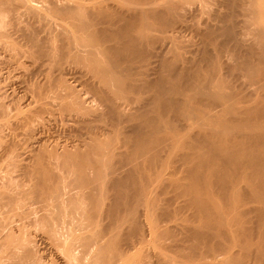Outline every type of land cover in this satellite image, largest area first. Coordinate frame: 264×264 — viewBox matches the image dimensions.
I'll return each mask as SVG.
<instances>
[{
	"label": "bare ground",
	"instance_id": "1",
	"mask_svg": "<svg viewBox=\"0 0 264 264\" xmlns=\"http://www.w3.org/2000/svg\"><path fill=\"white\" fill-rule=\"evenodd\" d=\"M258 3L0 0V28L9 25L0 30V49L8 52L2 62L18 67L25 57L33 62L29 76L45 72V82L35 81L30 92L38 101L57 90L53 106L67 113L59 112L60 123H72L65 130L74 133L44 136L51 93L17 121H9L1 95L0 253L7 249L8 264L46 262L32 239L9 240L11 218L5 235L8 213L24 201L45 212L31 222L45 227L56 250L53 264H188L170 253L196 258L193 264H264V21L257 19L264 8ZM204 12L216 23H197ZM239 16L254 27L236 31ZM191 26L200 43L194 41L199 54L192 59L184 51L188 59L178 37ZM227 39L237 52L233 61L229 47V60L222 57L232 43ZM71 67L80 69L89 96L64 79ZM21 139L34 140L33 166L19 151ZM15 169L20 174L12 176ZM148 243L155 245L142 250Z\"/></svg>",
	"mask_w": 264,
	"mask_h": 264
},
{
	"label": "rangeland",
	"instance_id": "2",
	"mask_svg": "<svg viewBox=\"0 0 264 264\" xmlns=\"http://www.w3.org/2000/svg\"><path fill=\"white\" fill-rule=\"evenodd\" d=\"M195 5V4H194ZM197 5V4H196ZM258 5L260 6V7H263L264 8V1L263 0H259V3H258ZM261 14L259 15L260 17L258 18V16H257V19H261L262 21H264V9L263 10H261V12H260ZM199 14V13H198ZM196 15L195 17L197 18H195L196 19V22L198 23H202V22H208V23H210L209 21H211L212 19H211V17H210V20L208 19V16L210 15L208 12H204V13H200L199 15ZM199 18H198V17ZM202 17V18H201ZM207 17V18H206ZM3 18H6V15H5V17H3ZM9 18V16L7 15V19ZM23 18H25V20L27 21V16L25 17H23ZM239 18H241V19H238V17H236L235 19L239 22V24H241L242 23V19H245L244 17H240L239 16ZM7 19H5L4 20V22L7 20ZM195 19H193L192 20V22L195 20ZM206 19H208V20H206ZM23 20V19H22ZM214 20V19H213ZM212 20V21H213ZM235 20V21H236ZM24 21V20H23ZM26 21H24V22H26ZM28 21H30V20H28ZM215 21V20H214ZM218 21V20H217ZM234 21V22H235ZM236 21V23H235V25H236V31H237V29H238V27H239V29H238V32L240 31V30H244V29H250L251 28V26H252V28L254 27L252 24H251V22L249 21V23H248V26H247V22L245 23V25H244V23H242L244 26H242V24L241 25H239L238 24V22ZM252 21V20H251ZM258 21V20H257ZM6 22H8V21H6ZM22 22V21H21ZM24 22H22V23H24ZM191 22V23H192ZM29 23V22H28ZM195 23V22H194ZM215 23H216V21H215ZM219 23V22H218ZM8 24V23H7ZM24 24H27V23H24ZM23 24V25H24ZM210 24H212V22L210 23ZM213 24H214V22H213ZM192 25V24H191ZM239 25V26H238ZM7 26H9V25H6V27L4 26V28L5 29H7L8 30V27ZM246 26L248 27V28H246ZM250 26V27H249ZM53 27H55L54 25H52V28ZM56 27H58V26H56ZM190 27V26H189ZM189 27L186 29V30H184V31H182V33L181 34H179L180 36V38H182L181 40H180V38L178 37V43H179V45L181 46V47H183V49L184 50H181L182 48L180 47V46H178L179 47V49L181 50V52H183V54H184V56H186V55H188L190 52V54L189 55H191L192 53L193 54H195L196 56L199 54V53H197L196 54V52H199V49L198 48H196L195 46H198L199 45V43H200V36L198 35L197 36V34L196 33H194L193 31H194V29L192 28V26H191V28L193 29H189ZM241 27H243V28H241ZM4 28H0V30L2 29H4ZM10 28V27H9ZM4 29V30H5ZM11 29V28H10ZM189 29V30H188ZM40 33H42V31H40ZM44 33V32H43ZM191 33V34H190ZM14 34H18V36H19V33H14ZM196 34V35H195ZM41 35V34H40ZM45 35V34H44ZM13 36H15V38L17 37V35H13ZM11 37L12 39L14 38V37ZM41 36H43V35H41ZM21 37L22 36H20V37H18V38H20L21 39ZM194 37V38H193ZM23 38V37H22ZM220 38V37H219ZM19 39V41L20 42H18V46L22 43L23 44V41L25 40L24 38L22 39L23 41H21ZM198 39V40H197ZM14 40V39H13ZM18 39L16 38L15 39V41H17ZM194 41H195V46H194ZM223 41H225V40H223ZM227 42L229 41V43H230V41L232 42V40H226ZM226 41L224 42V44L226 43ZM26 41H24V46L26 47V49H27V47H28V44H26L25 43ZM184 43V44H183ZM1 44V43H0ZM21 44V45H22ZM198 44V45H197ZM227 44V43H226ZM225 44V46H223V50H224V53L222 52V54H225V56L224 55H222V57H223V60L224 61H227V59L229 58V59H231L229 56H231L232 58H234L235 57V49H234V44H233V42L232 43H230V44H227L226 45ZM229 45V46H228ZM24 46H20V47H24ZM187 46V47H186ZM227 46V47H226ZM232 46V47H231ZM189 47V48H188ZM195 47V48H194ZM199 47V46H198ZM230 49H229V48ZM192 48H194V50L192 51ZM229 49V51H228V49ZM2 49L3 48H1L0 50V90L2 91H0L1 92V94H0V98H1V95H2V97H4L5 96V98H2V99H4L5 101V103H4V105L5 104H7L6 106H9L8 108L12 111H10L8 108H6L8 111H7V117L9 116V114H10V112H11V116L10 117H12V118H10V120H9V118H8V120L9 121H17V119H19L18 118V116L20 117L21 116V113L23 114L22 115V117H20V118H23L24 117V115H25V112H26V114H27V112L29 111V110H31V111H33V110H35L34 108H36L37 109V107H36V105H38L39 103H41L42 101L41 100H43V101H45L46 99H45V97H48V96H50L51 94V96H53V97H48L47 98V100L44 102V103H49L50 104V101L52 102L53 101V104L51 103V105H52V108L54 107V109H52L51 108V110H54V111H52V113H49V112H46V113H44V115L42 114V117L44 118V120H46L47 122H46V124H47V128L49 129L48 131L47 130H45V133H44V136L46 137L47 135H48V133H47V135H46V132H49V134H50V136L48 135L47 137L48 138H50V139H52L53 138V136H54V138L53 139H55V137H56V135H57V137L58 138H60V140H62L63 139V137L64 136H66L67 135V133L68 132H70V130L69 131H67V133H66V130L65 129H70V127H71V125H72V123H71V120H69V122H67V120H66V122L64 121V124H67V123H71V125H62L63 124V121L61 122L60 121V119H59V117H60V115L61 114H63V115H65V114H67V113H65L64 114V112L62 113L61 112V110L59 109V111H58V108H57V105H56V108H55V106H53V105H55V98H58L57 97V95L59 94L58 92H57V90H55L56 91V94H55V92L53 93V91L54 90H52V92L50 91V90H47V91H45L44 92V94L41 96V98L42 99H40L39 100V98H38V101L36 100V95L34 94V99L35 100H32L33 98H32V93L30 92V91H32L31 89V86L33 85V84H35V81H36V85L38 84V85H41V84H43V82H45V77H43V76H45V72L42 74L41 72L40 73H37V75L36 74H33L32 76H29V73H31V71L32 70H30L31 68H33V62L31 61V60H29V59H27V58H25V57H20V60L23 62H21L22 64H19V65H17L18 67H16L15 66V63L13 64L12 62H9V64L10 63H12V64H6V63H8V61L5 63H3L2 61H4L5 59L4 58H6V60H8L7 59V56H8V52H5L4 51V49H3V51H2ZM24 49V48H23ZM198 49V50H197ZM227 49V50H226ZM234 51H233V50ZM189 51V50H191L190 52H188V54H187V52H184V51ZM195 50H197L196 52H194ZM222 50V51H223ZM226 50V51H225ZM228 51V53H227V55H228V58H226L227 57V55H226V52ZM233 51V52H232ZM1 52H4V53H1ZM229 52H231V53H233V54H229ZM237 53V52H236ZM4 54V55H3ZM188 55V56H189ZM193 56V57H196V56ZM6 56V57H5ZM188 56H186L187 58H188ZM192 57V55L189 57L190 59H192L191 58ZM1 58H2V60H1ZM188 58V59H189ZM228 59V60H229ZM232 60V59H231ZM230 60V61H231ZM233 61V60H232ZM26 62V63H25ZM28 63H30V64H28ZM3 64H6V65H4L3 66ZM27 64V65H26ZM8 65H9V67H10V69H9V67H8ZM12 65H13V67H12ZM20 65H23V66H25L26 67V70H24L25 69V67H21ZM2 66V67H1ZM5 66H6V68H5ZM32 66V67H31ZM20 67L22 68V69H20ZM31 67V68H30ZM72 67H74V66H72ZM70 68V71H68L67 73H65L64 75V79L67 81V83L68 84H70L71 83V85H70V87L73 89V90H79V92H81L82 94L84 93V95H85V93L87 94L89 91H87V89L89 90V87H88V85L87 84H85L84 83V81L86 80H84V76H82V74H80V73H78L79 72V70L80 69H75V68ZM29 68V69H28ZM6 69V70H5ZM11 69H13V70H11ZM20 69V70H19ZM14 70H16V71H14ZM18 70V71H17ZM24 70V71H23ZM74 70H75V72H74ZM11 71V73H12V71H13V73L12 74H10L9 72ZM25 72L24 74H28V76H27V74H26V76H24V75H22V73L21 72ZM72 71V72H71ZM18 73V74H17ZM20 73V74H19ZM69 73H70V75H69ZM10 75H11V77H10ZM14 75V76H13ZM17 77H16V76ZM20 75H22V76H20ZM43 75V76H42ZM79 75H80V80H78L79 78H77V77H79ZM36 76V77H35ZM72 76V77H71ZM19 77V78H18ZM20 77H22V79H23V81L24 82H22V80H20L21 78ZM23 77H25V78H23ZM26 77H28V78H26ZM39 77V78H38ZM18 78V79H17ZM36 78V79H35ZM68 78V79H67ZM77 78V79H76ZM12 79V80H11ZM14 80V81H13ZM20 80V81H19ZM32 80V81H31ZM40 80V81H39ZM78 80V81H77ZM11 81V82H10ZM27 81H29V82H27ZM34 81V83H32ZM39 81V82H38ZM43 81V82H42ZM77 81V82H76ZM7 82V83H6ZM18 82H20V84L18 83ZM22 82V83H21ZM86 82V81H85ZM236 80H232V83H234V85L235 84H238L239 82H236ZM9 83V84H8ZM27 83V84H26ZM32 83V84H31ZM77 83V84H76ZM83 83H84V85H83ZM26 84V85H25ZM240 84V83H239ZM238 84V85H239ZM25 85V87L24 88H22L23 86ZM238 85H235V86H238ZM13 86V87H12ZM18 86V87H17ZM86 87V88H84V87ZM9 87V88H8ZM30 87V88H29ZM83 87V88H82ZM247 87V89H245V90H247V94H249L250 93V91L252 90H250V88H252L251 86H246ZM250 87V88H249ZM6 88V89H5ZM77 88V89H76ZM79 88V89H78ZM2 89H4V90H2ZM28 89H30V90H28ZM80 89H82V90H80ZM23 90H24V92H23ZM245 90H244V92H245ZM4 91H6L5 93H4ZM63 91H65V90H63ZM87 91V92H86ZM13 92V93H12ZM18 92V93H17ZM27 92V93H26ZM60 92H62V90H60ZM67 92V91H66ZM66 92H64V93H66ZM252 92V91H251ZM4 93V94H3ZM32 94V95H30V94ZM47 93V94H46ZM51 93V94H50ZM90 93V92H89ZM89 93L87 94L88 96H89ZM6 94V95H5ZM9 94V95H8ZM12 94V97H10V95ZM22 94V95H21ZM27 94V95H26ZM60 94H63V92L62 93H60ZM4 95V96H3ZM7 95L11 98H9V97H7ZM46 95H48V96H46ZM250 95V94H249ZM14 96V97H13ZM29 98H28V97ZM31 96V97H30ZM59 96V95H58ZM7 97V98H6ZM15 97H17L18 98V105L20 104V106H18L17 108L19 109H16L15 107L17 106L16 104H17V98H15ZM22 98V99H21ZM50 98H52V99H50ZM8 99V100H7ZM9 99H10V101L11 102H8L9 101ZM13 99H15L14 101L16 102H13ZM26 99V100H25ZM25 100V101H24ZM32 100V101H31ZM57 100V99H56ZM21 101V102H20ZM34 101V102H33ZM35 101L37 102V104L35 103ZM41 101V102H40ZM3 102V101H2ZM7 102V103H6ZM26 102V103H25ZM33 102V103H32ZM10 103H12V104H10ZM15 103V104H14ZM31 103V104H30ZM43 103V102H42ZM41 103V104H42ZM57 103V102H56ZM23 104H25V108L23 107L24 105ZM34 104V105H33ZM36 104V105H35ZM41 104L39 105V106H41ZM13 106V109H11L12 108V106ZM14 105H15V107H14ZM27 105V106H26ZM28 105H33V107H29ZM50 105V106H51ZM38 106V107H39ZM11 107V108H10ZM27 107H28V111H27ZM15 108V109H14ZM31 108H33V109H31ZM55 109H57V111L55 110ZM14 110V111H13ZM17 110V111H16ZM10 111V112H9ZM16 111V112H15ZM22 111V112H21ZM14 112V113H13ZM53 112L55 113L56 112V115H54L53 116ZM58 112V113H57ZM59 112L61 113V114H59ZM29 113L31 114V112L29 111ZM28 113V114H29ZM48 113V114H47ZM58 114V115H57ZM14 115H16V117L14 116ZM25 116H27V115H25ZM47 116V117H46ZM50 116V117H49ZM56 116L58 117V119H56ZM7 117H4L5 119L7 118ZM41 117V118H42ZM62 117H64V116H62ZM2 118V117H1ZM4 118H2L3 120H5ZM40 118V119H41ZM56 119L55 121H54V119ZM61 118V117H60ZM1 119V120H2ZM53 121H52V120ZM2 120V121H3ZM49 120V121H48ZM58 120V122L56 123V121ZM61 120H63L62 118H61ZM1 121V122H2ZM7 121V120H6ZM8 122V121H7ZM62 124H61V123ZM3 124V122L2 123H0V125H2ZM5 121H4V126H5ZM36 124V123H35ZM63 126V128H62V126ZM60 127H59V126ZM50 126V127H49ZM40 127V126H39ZM64 127H66V128H64ZM59 128V129H58ZM41 129V127L39 128V130ZM58 129V130H57ZM62 129V130H61ZM54 130V131H53ZM56 130V131H55ZM65 132H64V131ZM6 131H8V130H6ZM42 131H44V129L42 130ZM57 134H56V133ZM58 133H60V134H58ZM69 135L71 134H74V133H68ZM68 135V136H69ZM70 135V136H71ZM61 136H63V137H61ZM46 137V138H47ZM56 137V138H57ZM57 138V139H58ZM62 138V139H61ZM25 140H27V139H25ZM23 141L22 139H21V141H22V143H24V144H22V148H24V149H22L21 148V150H19L20 152H22V151H24V152H22V153H25L24 154V158L27 160H25V163H27V165H29V166H33V165H35V163H36V161H35V158H34V154H35V152H31V149L33 148L30 144H33L32 142L34 141L33 139H31V140H27V141ZM33 140V141H32ZM30 141H31V143H30ZM24 146V147H23ZM29 148V149H28ZM1 149V148H0ZM38 150V149H37ZM30 151V152H29ZM34 151H36V148H34ZM34 153V154H33ZM31 154H32V156H31ZM28 157V158H27ZM1 162V164H0V176L1 177H3L2 175H4L5 176V172L4 171H6L5 170V167H4V165H5V163H3L2 162V160L0 161ZM3 163V164H2ZM31 164V165H30ZM54 170V172L56 171V172H59V170L58 169H53ZM18 174H20V172H19V169H15L13 172H12V176H16V175H18ZM24 200H27V201H31V200H33V199H31V198H25ZM23 200V201H24ZM25 202V201H24ZM24 202H23V204H24ZM27 203L29 204V205H27ZM32 203V202H31ZM33 203L34 204H31L30 205V202H25V207H20L21 206V204H20V208L19 207H17V209H15V210H12L10 213H8V216H10L12 213H14V214H17V213H19V215L20 216H14V215H12V216H10V217H8L7 216V218H6V224H7V226H6V228H7V230H6V232L9 230V228H11V227H9L8 228V226H10V225H12V229H14L15 231H13L12 230V232H11V235H10V232H9V236H8V238H9V240L11 239L12 240V237H14L13 238V240H16V242H22L23 241V243H26L27 241H29V240H31L32 239V241H34L33 243H35L36 244V246L38 247V249H39V253L41 252V254L45 257V264H51L52 262H51V260L54 258L53 256L55 255V247L54 246H52L53 244L48 240L49 239V236H47L48 234H46L47 232H45V227H42L40 224H38L37 225V223L36 224H32V220H34V218H35V216L37 215V217H36V219H38V217L39 216H42L41 214L42 213H45L43 210H41V208L39 207V204L37 203H35L34 201H33ZM22 204V205H23ZM37 205V206H36ZM37 207V208H36ZM52 208V207H51ZM40 209V210H39ZM21 211L22 210V212H17V211ZM185 211V210H184ZM16 212V213H15ZM23 212H25L24 214H23ZM36 212V213H35ZM186 212V211H185ZM185 212H184V214H185ZM187 213V212H186ZM22 215H23V217H22ZM30 215V216H29ZM18 217V218H17ZM22 217V218H21ZM8 218H11V219H9V221L11 222L10 223V225H9V223H7V220H8ZM25 218V219H24ZM15 219V220H14ZM22 219V220H21ZM27 219V220H26ZM35 219V220H36ZM18 223V225H17V223ZM23 223V224H22ZM39 223V222H38ZM14 224H16V226L14 225ZM20 224V225H19ZM27 224V225H26ZM32 224V225H31ZM40 225V226H39ZM27 226V227H26ZM38 226V227H37ZM15 228H17V230L15 229ZM20 228H21V230L22 231H20V234H19V230H20ZM44 228V229H43ZM26 230H27V232H26ZM11 231V230H10ZM17 231V232H16ZM25 231V232H24ZM28 231H29V233H28ZM5 232V231H4ZM8 232H7V234H5V233H3V234H5V235H8ZM15 233V234H14ZM17 233V234H16ZM26 233V234H25ZM21 235V236H20ZM24 235H27V237L26 236H24ZM12 236V237H11ZM19 236V237H18ZM18 239H17V238ZM29 237V238H28ZM23 238V239H22ZM25 239H27V240H25ZM39 239H40V241H39ZM12 240V241H13ZM20 240V241H19ZM37 241V242H36ZM38 243V244H37ZM149 245H152V247H153V245H155L154 243L152 244V243H148V244H146V245H144V248H142V250H144V251H147V250H145V246H146V248L149 250L150 248H151V246H149ZM149 248H148V247ZM3 250V251H2ZM6 250L7 249H1V253L2 252H4V254L6 255H4L3 253H2V255H0V264H8L7 263V257H9V254L8 253H6ZM142 250H140V251H142ZM151 250V249H150ZM140 251H138L137 253H139ZM53 252H54V254H53ZM143 252V251H142ZM0 253V254H1ZM137 253H136V255H137ZM8 254V255H7ZM139 254H141V252L139 253ZM171 254V256H173V258L175 257V258H177L178 260H182V261H184V262H188V264H193V261H197V260H195L194 258V260L192 259V258H190L189 257V260H187L188 258H186V259H184V258H180L178 255L176 256V253H170ZM53 255V256H52ZM133 255V254H132ZM135 255V254H134ZM139 256V255H138ZM138 256H131V257H133V258H136V257H138ZM11 258V257H10ZM47 259V260H46ZM190 259H192V260H190ZM9 260V259H8ZM11 260V259H10ZM9 260V261H10ZM187 260V261H186ZM8 261V262H9ZM53 264V263H52Z\"/></svg>",
	"mask_w": 264,
	"mask_h": 264
}]
</instances>
